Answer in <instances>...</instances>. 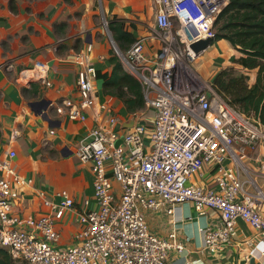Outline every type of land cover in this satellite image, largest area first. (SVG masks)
Listing matches in <instances>:
<instances>
[{
    "label": "built area",
    "instance_id": "2783aa9c",
    "mask_svg": "<svg viewBox=\"0 0 264 264\" xmlns=\"http://www.w3.org/2000/svg\"><path fill=\"white\" fill-rule=\"evenodd\" d=\"M158 42L153 55L147 53V37L138 38L120 56L124 68L142 84L146 108H155L153 122H143L140 113L124 127L115 108L99 102L96 125L76 155L89 163L94 174V202L76 208L67 191L56 204L44 200L52 213L20 218L12 213L21 187L31 180L15 171L9 161L0 164V246L25 264H169L172 250L184 244L172 231L164 238L149 227L144 210L165 207L168 214L192 202L204 215L216 210L221 224L206 226L204 247L221 249L236 234L239 220L251 225L264 238V193H250L240 170L247 149L264 139L263 125L230 104L205 79L196 66L208 48L195 52L191 45L216 36L215 21L229 0H152ZM108 21L105 18V25ZM150 37V36H149ZM213 44V43H212ZM94 47L89 43L75 55L77 98H64L57 112L73 120H86L97 104L92 63ZM30 71L47 85L48 67L37 62ZM26 75V73H25ZM55 133V130H51ZM123 142L116 146L117 140ZM16 155L10 152V157ZM215 171L214 187L188 184L205 165ZM77 213L83 229L78 243L59 246L61 234L55 220L67 211Z\"/></svg>",
    "mask_w": 264,
    "mask_h": 264
},
{
    "label": "crops",
    "instance_id": "0c3cea01",
    "mask_svg": "<svg viewBox=\"0 0 264 264\" xmlns=\"http://www.w3.org/2000/svg\"><path fill=\"white\" fill-rule=\"evenodd\" d=\"M155 11L152 0H0V164L9 161L17 173L31 180L21 187L13 203L14 215L27 218L52 213L44 200L58 204L63 191L71 195L76 208L84 207L86 199L91 200L92 207L95 205L94 174L91 165L77 157V146L88 139L96 125L99 102L111 104L123 126L132 124V115L122 101L105 95L100 78L95 80L97 104L87 111L86 120L70 119L58 113L56 106L64 98H77L79 66L75 55L87 44H93L92 63L97 70L110 71L107 58L113 36L104 27L105 18L117 16L125 21L135 39L147 37V53L153 55L158 49L157 40L151 36L155 31ZM220 42L223 49L215 47L213 53L234 54L236 49L228 40ZM37 62L47 65L51 85L25 71ZM237 67L248 75L249 85L256 83L259 68ZM248 115L260 122L253 113ZM143 119L145 124L150 123V119ZM11 151L16 152L14 157H10ZM244 163L247 169H241L240 176L245 190L264 193V139L255 149H247ZM215 174L207 164L191 176L188 184L214 187ZM262 209L264 213V206ZM144 214L155 234L166 238L175 231L184 244L182 252L172 250L169 264H264V238L256 236L243 220H239L228 244L210 251L204 247L205 228L221 224L216 210L207 209L202 215L192 202H185L177 205L172 214L165 207L147 209ZM55 226L61 234V247L77 244V235L84 227L77 213L70 210L55 220Z\"/></svg>",
    "mask_w": 264,
    "mask_h": 264
},
{
    "label": "trees",
    "instance_id": "16d2710c",
    "mask_svg": "<svg viewBox=\"0 0 264 264\" xmlns=\"http://www.w3.org/2000/svg\"><path fill=\"white\" fill-rule=\"evenodd\" d=\"M113 39L125 52L137 39L126 28L125 21L117 16L106 19ZM214 42L226 39L242 55L236 59L243 69L259 68L257 81L248 83L243 72L233 74L228 68L219 70L212 85L230 104L247 114L253 113L264 126V0H229V4L215 21ZM213 42V44H214ZM110 71L97 70V78L103 80V91L123 102L131 115L146 108L141 82L128 72L117 52L111 48L107 58ZM0 264H25L17 261L11 253L0 246Z\"/></svg>",
    "mask_w": 264,
    "mask_h": 264
},
{
    "label": "rangeland",
    "instance_id": "374dc122",
    "mask_svg": "<svg viewBox=\"0 0 264 264\" xmlns=\"http://www.w3.org/2000/svg\"><path fill=\"white\" fill-rule=\"evenodd\" d=\"M99 9H101V5H99ZM103 24H104V27L106 28L105 19L103 20ZM111 45L113 46V44ZM215 47H217L218 49H223V45L220 42V40L210 45L209 49L206 52H204L202 56H200L196 64L198 69L201 70L203 79H205L211 85L213 84L212 81H213L214 75L221 69L228 68L229 71L233 74H239L241 71V69L237 67L240 64L236 62V59L242 55L240 51L237 52V49H236V51H234V54L231 56H229V53H224V55L218 56V54H215L216 51L214 53L212 51ZM112 48L115 50L114 46ZM226 59H228L229 62H225ZM146 109L147 108H145V111ZM143 111L139 112L140 116H143V113H142ZM154 113H155V108L153 107H150L148 111L144 113V116L146 117V119L147 118L150 119V123L148 125H150L151 122H153L154 115H155ZM263 130H264V127H263Z\"/></svg>",
    "mask_w": 264,
    "mask_h": 264
},
{
    "label": "water",
    "instance_id": "95a60500",
    "mask_svg": "<svg viewBox=\"0 0 264 264\" xmlns=\"http://www.w3.org/2000/svg\"><path fill=\"white\" fill-rule=\"evenodd\" d=\"M112 42H113V46L115 48V50L122 55V51L118 48V46L116 45V43L114 42V40L112 39ZM213 43V39L211 38H208V39H202V40H199L195 43H193L191 45V48L195 51V52H200L202 51L203 49H206L208 48L210 45H212ZM134 123V120H132V124ZM132 124H130L129 126H124L125 128L126 127H130ZM124 140V136H121L117 142H116V146H119Z\"/></svg>",
    "mask_w": 264,
    "mask_h": 264
},
{
    "label": "bare ground",
    "instance_id": "6f19581e",
    "mask_svg": "<svg viewBox=\"0 0 264 264\" xmlns=\"http://www.w3.org/2000/svg\"><path fill=\"white\" fill-rule=\"evenodd\" d=\"M30 73V72H29Z\"/></svg>",
    "mask_w": 264,
    "mask_h": 264
}]
</instances>
